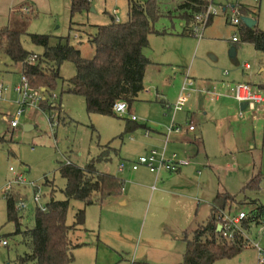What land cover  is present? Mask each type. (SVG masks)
<instances>
[{
    "label": "rangeland",
    "instance_id": "374dc122",
    "mask_svg": "<svg viewBox=\"0 0 264 264\" xmlns=\"http://www.w3.org/2000/svg\"><path fill=\"white\" fill-rule=\"evenodd\" d=\"M5 1L8 0H0V4ZM179 2L161 0L162 7L169 13L158 18L155 28L174 33L151 34L150 45L146 47L148 52L170 59L167 66L154 72L149 79L157 82L160 95L155 98V92L150 90L139 96L142 101H134L123 114L88 113L82 96L64 93L57 118V111L39 108V103L49 102L42 93V99L34 102L37 104L23 107L17 118L18 125L10 127L9 120L14 119L19 109L14 87L20 81L21 64L0 52V78L6 87L0 93V136H3L0 142V239L8 242L7 246L0 244V264H8L26 250L20 236L11 235L14 224L6 220L4 187L9 184L12 192H19L23 199L25 197L22 202H26L25 207L20 208L21 223L30 227L35 206L44 205L51 192L54 199H64L61 189L65 180L57 171L59 162L70 161L84 166L91 157L107 154L110 160H97L96 169L123 177L125 196L131 200L137 197L141 202L137 203L141 210L139 216L126 224L125 212L130 204L120 205L116 196L100 205H84L79 200H70L67 224L73 223L78 209H85L83 232L74 230L70 233L72 243L79 238L76 239V234L82 243L72 250L74 259L71 264H135L141 261L178 264L182 261L184 249L182 235L176 238L168 235L172 232L175 235L176 228L182 225V218L192 205L201 204L198 209L194 205L195 218L199 222L205 220V205L213 191L227 189L242 198L241 187L250 176L257 172L264 176V104L241 110L240 103L229 90L231 82L251 81L254 85L264 82V52L247 42H233L232 36L238 35L237 26L227 19L231 6L237 5L240 11V5H243L252 10L257 27L264 30V0H214L218 13L212 15V21L193 36L179 34L183 24L177 15ZM23 8L17 6L13 15L18 19L29 16L28 21L21 22L23 27L12 26L22 28L21 44L34 53H41L42 48L31 42L28 33L69 35L82 56L90 58L94 53L93 44L85 35L78 33L80 39H76L74 32L69 33L70 19L87 25L108 24L111 17L119 22L127 20V0H92L87 11L73 16L70 14V0H42L34 10L35 15H31L33 10ZM7 23L8 9L0 10V28ZM94 30L91 26L90 32ZM244 62L251 65L247 71L242 70ZM259 68L262 69L260 72ZM60 74L66 81L74 74L73 64L63 62ZM188 81L192 82L190 89L193 90H190L184 109L174 111L169 107L170 103ZM60 86L59 81L50 102H58ZM214 94L219 96L215 98ZM132 114L137 126L121 136L126 118L130 119ZM173 122L183 126L193 124L194 132L200 133L202 152H198L195 163L192 161L183 166L179 172L160 173L161 178L156 179L146 167L139 166L134 171L131 162H124V159H137L147 153L143 151L148 143L141 124H146L152 133L157 134L155 131L166 130ZM26 126L31 127L26 129ZM127 135L134 139L127 140ZM122 162L124 167L120 169ZM20 173L25 175V180L15 182ZM135 177L145 186L138 185ZM160 187L173 193H162L158 190ZM35 193L40 195L38 202L33 200ZM245 193L248 201L257 199L264 205V178L259 190ZM250 207L249 204L233 205L229 214L248 211ZM115 217L119 222L112 221ZM190 224L186 222L185 227ZM247 233L248 248L214 264H258L259 255L252 244L256 243L264 250V223L255 227L251 225ZM184 235L190 238L192 233L185 232Z\"/></svg>",
    "mask_w": 264,
    "mask_h": 264
},
{
    "label": "trees",
    "instance_id": "16d2710c",
    "mask_svg": "<svg viewBox=\"0 0 264 264\" xmlns=\"http://www.w3.org/2000/svg\"><path fill=\"white\" fill-rule=\"evenodd\" d=\"M91 1L70 0L71 16L87 11L91 7ZM207 4L206 0H180L177 6L178 18L183 23L180 35H194L192 30L197 24L195 15L205 10ZM19 5L23 6L22 3ZM240 6L241 16L252 17L251 14L254 13L250 9ZM33 12L31 15L36 14ZM168 13L162 7L161 0H127V20L124 22L111 17L108 24L87 25L71 18L69 33L85 35L94 46V53L90 58L82 56L81 50L71 42L69 35L28 33L31 42L42 48L41 53L30 52L21 44L22 28H13L10 25L0 28V52L11 61L20 63L21 74L26 76L29 84L46 94L44 99L49 102L39 103V108L49 112L57 111L56 117L59 118L62 94L71 93L84 98L88 113L114 116L113 104L117 100L125 101L128 108L143 90L145 69L150 63L143 49L148 46L151 34L169 33L155 28L158 18ZM27 19L29 16H26L25 22ZM210 21L211 18L205 27ZM91 26L95 28L93 32H90ZM237 32L238 41L250 43L256 50L264 52V30L258 28L257 24L248 27L241 21ZM33 55L34 60H30ZM63 62H71L74 67V74L66 81L60 74ZM59 81V100L57 103L50 102L52 91L57 88ZM258 87L264 90V82ZM49 119L51 120V117ZM135 128L136 126L126 119L121 136ZM2 140L3 136H0V142ZM262 144L264 145V135ZM99 159L107 160L109 157L101 153L91 157L84 166L59 162L57 171L65 180L61 189L64 199H54L51 192L44 205L35 206L33 224L30 227L22 225L21 209L17 206L25 197L23 199L19 192H10L4 196L6 220L14 224V232L11 235H19L21 243L26 247L23 253L16 255L8 264L72 263V250L82 243H72L70 233L82 229L85 209H78L74 214L73 223L67 224L70 200H79L84 205H100L108 198L121 194L125 185L121 177L98 171L95 163ZM263 178L260 172L253 174L241 187L242 198L227 191L216 193L211 201L208 219L192 231L190 238H183L185 247L182 261L178 264H213L220 259H230L249 247L247 239L239 233H234L233 238L228 240L222 236V228L218 232L217 227L222 224V213H230L233 205L242 204H249L251 207L247 211L249 217L241 221V226L249 230L252 222L259 223L263 204L257 199L248 201L245 192L259 190Z\"/></svg>",
    "mask_w": 264,
    "mask_h": 264
},
{
    "label": "built area",
    "instance_id": "2783aa9c",
    "mask_svg": "<svg viewBox=\"0 0 264 264\" xmlns=\"http://www.w3.org/2000/svg\"><path fill=\"white\" fill-rule=\"evenodd\" d=\"M208 1V4L206 6V9L201 11L200 13H197L195 15L196 23L193 27V34L195 35L197 32H200L204 27L206 22L211 18L212 15L217 14V10L214 4V0H206ZM23 10H27V8H23ZM230 24L234 26H238L240 24L241 20V13L239 11V8L236 6L230 7V15L227 17ZM243 22V21H242ZM239 40V37L237 34H234L232 36V41L237 42ZM35 55L31 56L29 59L34 60ZM242 67L245 69H250L251 65L248 62H244L242 64ZM225 73H227L225 71ZM192 85L191 81L185 82L181 91L176 97V100L170 104V108H172L174 111H180L182 110L187 102V99L190 96V86ZM6 87L3 86V82L0 78V93L5 90ZM14 90L18 93V105L19 109L16 113V116L14 119L9 120V126L15 127L18 125L17 118L20 116L24 110L23 107H27L28 105H32L34 102H37L41 100L42 98V92L41 89L37 90L34 87H32L26 76L21 74L19 83L14 87ZM232 96L239 102V103H245L246 107H249L253 109L256 105H263L264 104V90L260 89L259 87L253 86L250 83H235L230 88ZM206 93H210L209 91L205 90ZM214 96L217 98L219 95L214 94ZM34 103V104H37ZM21 106V108H20ZM244 108V109H245ZM127 110V105L125 101L117 100L113 104V111L117 114H123ZM130 120H136V117L134 114L130 115ZM188 130H193L194 126L192 124L187 126ZM183 130V126L177 123H172L168 126L166 131L168 133L175 132L179 133ZM66 163H69V161H66ZM190 163V159L188 158H180L175 153H173L170 157H167L163 152H159L156 149H151L148 151V153L139 156L137 159L133 160L131 164V168L133 170L137 169L139 166H145L150 172H153L155 174H159L160 171H168V172H175L178 169H180L182 166L188 165ZM122 165L119 166L121 168ZM10 170L12 168L10 167ZM20 173L17 177L15 182H20L25 180V175ZM20 184V183H18ZM13 191V188H10V185L7 184L4 187L3 190V197L7 194ZM39 194L35 193L33 195V200L35 202L39 201ZM25 204L18 203V208L25 207ZM42 206V205H40ZM249 217L247 214V211H240L236 214H229L227 212L222 213V224L220 225L222 228V236L227 238L228 240H231L233 238L234 233H239L244 239H248L247 237V230L244 229L241 226V221ZM259 223L262 225L264 223V205L262 207L261 214L259 216ZM253 227L257 225L255 222H252L250 224ZM7 241L5 239H0V244L5 245ZM253 243V241H252ZM253 247H256L258 252V262L261 264H264V250L259 248L256 243L252 244ZM258 263V264H259Z\"/></svg>",
    "mask_w": 264,
    "mask_h": 264
},
{
    "label": "crops",
    "instance_id": "0c3cea01",
    "mask_svg": "<svg viewBox=\"0 0 264 264\" xmlns=\"http://www.w3.org/2000/svg\"><path fill=\"white\" fill-rule=\"evenodd\" d=\"M42 0H20L19 2L18 1H15V0H8V1H5L3 4H0V10H7L8 9V23L7 25H14V26H22L21 25V22L22 21H25V19H18L16 18L13 14H15L17 12V10H15V8L17 6H19V4H24L23 7L27 8V10H36L35 8L38 7L39 3L41 2ZM18 2V3H17ZM240 5V4H238ZM252 11V10H251ZM216 15V14H215ZM118 21V20H117ZM211 21H212V17H211ZM210 21V22H211ZM5 26V25H4ZM13 27V26H12ZM23 27V26H22ZM13 28H19V27H13ZM169 34H172L174 33L173 31H168ZM74 37L76 39H80L78 38L79 35L77 33H74ZM82 42V41H81ZM148 44L150 45V39L148 40ZM81 45V44H80ZM148 48V46H147ZM147 48L145 47L143 49V52L144 54L149 58L150 60V63L147 65L146 69H145V73H144V77H143V90L138 94L137 96V101H142V99H140L139 96H142L143 94L145 93H148L150 90L154 91L155 92V98L157 96L160 95V92L158 90V86H157V82H153V81H150V77L151 75L154 73V72H160L162 68H164L165 66H167V64H169L168 59L167 57H165L164 55H157V54H154V52H148L147 51ZM174 64H176V60H173ZM21 67V65H20ZM242 67V65H241ZM242 70L243 71H247L248 69H245L242 67ZM262 69L259 68V72L261 71ZM228 73V72H227ZM226 73V74H227ZM243 82H246V83H250L251 85L253 86H256L258 87V85H254L251 83V81H243ZM243 82H235V83H243ZM234 82H231L229 84V90L231 88V86L233 85ZM234 83V84H235ZM231 91V90H230ZM229 92V91H228ZM227 92V93H228ZM229 94V93H228ZM177 97V96H176ZM176 97L174 99V101L176 100ZM215 97V96H214ZM216 98V97H215ZM162 103H164V100L163 98L160 99ZM173 101V102H174ZM172 102V103H173ZM170 103V104H172ZM168 104V103H167ZM184 109V108H183ZM182 109V110H183ZM128 119V118H126ZM131 123H133L135 125V121L136 120H130L128 119ZM173 123H176V122H173ZM177 124H180V123H177ZM142 125V129H143V136L145 137L147 143H148V146L144 148L143 151H147L148 153V150L151 148H157L158 150H161V152H163L167 157H170L173 153H175L178 157L180 158H188L190 159V163H192V161L194 162V159L197 157L198 155V152L201 151L202 152V138H201V135L200 133L197 134L195 133L194 131L196 130V128L194 127L193 130H188L187 129V126H183V130L179 133H175V132H171V133H168L166 130H163V131H155L157 132V134H154L152 133L149 129V126H147L146 124H141ZM181 125V124H180ZM193 125V124H192ZM137 126V125H135ZM194 126V125H193ZM124 129V128H123ZM126 139L127 140H133V136L131 135H127L126 136ZM149 150V151H150ZM133 160L135 159H124V162L127 161V162H132ZM70 162V161H69ZM189 163V164H190ZM195 163V162H194ZM188 164V165H189ZM122 165L121 168H123V162L119 164V166ZM186 166V165H185ZM145 167V166H144ZM183 167V166H182ZM182 167L180 169H178L177 171L175 172H179L182 170ZM120 168V169H121ZM132 169V168H131ZM133 170V169H132ZM135 170H138V169H135ZM134 170V171H135ZM149 171V170H148ZM150 172V171H149ZM153 173V172H151ZM160 173L162 174H170L168 171H160ZM155 174V177L156 179H159L161 178V174ZM174 173V172H172ZM254 174V173H253ZM252 174V175H253ZM251 175V176H252ZM118 176V175H117ZM250 176V177H251ZM121 177V176H119ZM163 177V176H162ZM124 182H125V179L123 177H121ZM136 178V177H135ZM250 179V178H249ZM137 182H138V185H141V186H145L143 185V183H141L140 181H138V178H136ZM245 184V183H244ZM243 184V185H244ZM160 192L162 193H171L172 191H169L168 189H165L164 187H160L158 189ZM222 191H227L229 192L227 189H223V190H216V191H213L212 195L209 197L210 201L208 200L207 204L205 205V209H206V214H205V220H202V221H196L197 219L195 218L196 216V212L195 211V207L194 205H196V208L198 209L199 206L201 204L199 203H194L192 205V207L188 210V212L186 213V215L182 218V225L181 226H178L175 230V235L174 232L171 233V235L169 234L168 236L172 237V238H176L177 236H179L180 234L182 235V241L184 243V240L183 238L185 237L184 233L185 232H191L199 225V224H202L204 223L209 215H210V207H211V201L213 199V197L216 195L217 192H222ZM173 193V192H172ZM230 193V192H229ZM116 201L117 203H119L120 205H127V204H130V207L126 210V219L124 220V222L126 224H130L134 219L135 217H138L139 216V213H140V205H137V203H141L140 202V199L138 200L137 197L133 198L132 200L129 199L128 197L125 196L124 194V189L122 191L121 194L117 195L116 196ZM111 198V197H110ZM108 198L107 200L104 201V203H106V201L108 202L109 199ZM114 197H112L113 199ZM151 199H152V195H151ZM141 209H142V206H141ZM149 213V210L147 211V215ZM112 221L114 222H119V218L118 217H115V218H112ZM189 223L191 222V224L188 226V227H185V223ZM79 231V230H78ZM81 232H83V230H80ZM173 231V230H172ZM80 238V236H78L76 234V239L77 238ZM77 239L75 242V244H78V243H81L79 242L80 239ZM8 245V242L4 245V246H7ZM184 247H185V243H184ZM151 248H154L151 246ZM184 251V249H183ZM183 255V253H182ZM138 263H142V264H149V263H146V261H141V262H138ZM214 264V263H213Z\"/></svg>",
    "mask_w": 264,
    "mask_h": 264
},
{
    "label": "water",
    "instance_id": "95a60500",
    "mask_svg": "<svg viewBox=\"0 0 264 264\" xmlns=\"http://www.w3.org/2000/svg\"><path fill=\"white\" fill-rule=\"evenodd\" d=\"M241 20H242L243 23H244L246 26H248V27H253V26L256 24V20L253 19V18L250 17V16H241ZM231 51H233V50H231ZM239 107H240L241 110H243V109L246 107V105H245V103H240V104H239ZM30 127H31V126H26L25 128H26V129H29ZM220 229H221V226L218 225V227H217V231L219 232ZM135 264H142V263H135Z\"/></svg>",
    "mask_w": 264,
    "mask_h": 264
}]
</instances>
